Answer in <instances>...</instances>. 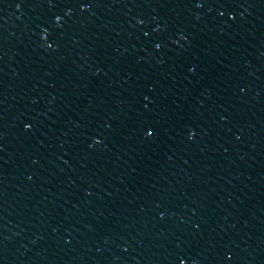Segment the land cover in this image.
Returning <instances> with one entry per match:
<instances>
[{
    "label": "water",
    "instance_id": "95a60500",
    "mask_svg": "<svg viewBox=\"0 0 264 264\" xmlns=\"http://www.w3.org/2000/svg\"><path fill=\"white\" fill-rule=\"evenodd\" d=\"M0 264H264V0H0Z\"/></svg>",
    "mask_w": 264,
    "mask_h": 264
}]
</instances>
